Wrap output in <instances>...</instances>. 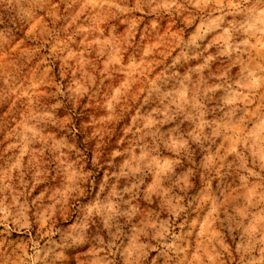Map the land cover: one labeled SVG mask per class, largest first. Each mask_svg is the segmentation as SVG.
I'll list each match as a JSON object with an SVG mask.
<instances>
[{
    "label": "rangeland",
    "instance_id": "rangeland-1",
    "mask_svg": "<svg viewBox=\"0 0 264 264\" xmlns=\"http://www.w3.org/2000/svg\"><path fill=\"white\" fill-rule=\"evenodd\" d=\"M0 264H264V0H0Z\"/></svg>",
    "mask_w": 264,
    "mask_h": 264
}]
</instances>
